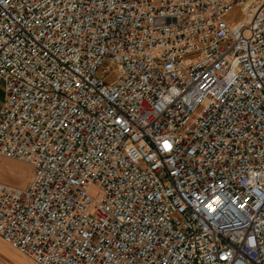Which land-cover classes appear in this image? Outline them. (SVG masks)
Instances as JSON below:
<instances>
[{"label":"built area","instance_id":"2783aa9c","mask_svg":"<svg viewBox=\"0 0 264 264\" xmlns=\"http://www.w3.org/2000/svg\"><path fill=\"white\" fill-rule=\"evenodd\" d=\"M0 84L10 247L264 264V0H0Z\"/></svg>","mask_w":264,"mask_h":264},{"label":"rangeland","instance_id":"374dc122","mask_svg":"<svg viewBox=\"0 0 264 264\" xmlns=\"http://www.w3.org/2000/svg\"><path fill=\"white\" fill-rule=\"evenodd\" d=\"M241 18L237 10L231 11L226 19L228 21H237ZM104 71L113 72L112 66L108 62H104L100 68ZM3 99V92L0 84V104ZM31 175L30 164L24 161H17L0 157V182L14 187H25L29 182Z\"/></svg>","mask_w":264,"mask_h":264},{"label":"crops","instance_id":"0c3cea01","mask_svg":"<svg viewBox=\"0 0 264 264\" xmlns=\"http://www.w3.org/2000/svg\"><path fill=\"white\" fill-rule=\"evenodd\" d=\"M0 264H36L30 257L0 239Z\"/></svg>","mask_w":264,"mask_h":264}]
</instances>
